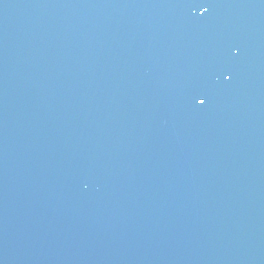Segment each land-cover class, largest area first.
<instances>
[{
  "label": "water",
  "instance_id": "95a60500",
  "mask_svg": "<svg viewBox=\"0 0 264 264\" xmlns=\"http://www.w3.org/2000/svg\"><path fill=\"white\" fill-rule=\"evenodd\" d=\"M0 264H264V0H0Z\"/></svg>",
  "mask_w": 264,
  "mask_h": 264
},
{
  "label": "snow or ice",
  "instance_id": "6c2138e0",
  "mask_svg": "<svg viewBox=\"0 0 264 264\" xmlns=\"http://www.w3.org/2000/svg\"><path fill=\"white\" fill-rule=\"evenodd\" d=\"M230 78V77H229ZM206 101L204 99L199 100V104L203 105Z\"/></svg>",
  "mask_w": 264,
  "mask_h": 264
}]
</instances>
